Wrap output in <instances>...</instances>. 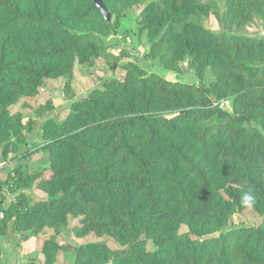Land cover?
<instances>
[{
	"label": "trees",
	"instance_id": "trees-1",
	"mask_svg": "<svg viewBox=\"0 0 264 264\" xmlns=\"http://www.w3.org/2000/svg\"><path fill=\"white\" fill-rule=\"evenodd\" d=\"M144 2L104 0L112 12ZM217 10L216 0L148 3L138 21L150 38L146 58L171 71L187 62L199 84L129 61L123 79L72 103L64 121L47 117L40 128L51 174L37 184L45 198L30 206L21 192L6 209L1 201L0 235H39L76 218L77 238L95 240L61 244L54 233L42 246L47 264L60 251L72 252L74 264H264V36L243 29L254 16L264 24V0H224ZM116 14L109 24L94 0H0V143L27 145L10 108L44 79L72 75L76 59H117L102 37L119 27L124 15ZM212 15L221 32L205 27ZM42 32L44 46L30 37ZM224 100L232 113L219 108ZM17 171L15 191L38 179ZM249 191L251 207L241 203ZM246 213L259 221L234 227Z\"/></svg>",
	"mask_w": 264,
	"mask_h": 264
},
{
	"label": "rangeland",
	"instance_id": "rangeland-1",
	"mask_svg": "<svg viewBox=\"0 0 264 264\" xmlns=\"http://www.w3.org/2000/svg\"><path fill=\"white\" fill-rule=\"evenodd\" d=\"M148 2L143 4L139 10H123L121 5L115 6V12H112L113 19L109 24H113L117 19L116 12L120 11L124 15L119 21V27L114 30L109 36H102L105 45L108 47V53L113 54L117 59H106L105 56L99 58H93L89 62L81 63L76 59L74 62L72 75L61 76L55 78L44 79L43 83L37 89V93L33 96H23L19 102L10 108L11 114L19 115L22 118V123L26 128L23 135L24 139L26 134L32 136V152H28L26 159H30V169L26 170V177L37 176V180H28L25 189H28L25 193L24 200L33 206L37 199L45 198V193L40 191L37 187L40 177H49L51 172L49 171V153L42 148L45 144L43 139V131L40 128L41 123L50 117L57 122H62L68 118L71 105L75 101L86 98L95 89H102L104 83L111 78L123 79L126 76V71L122 66L131 61L138 62V64L145 69L150 75L156 73L163 78L170 81H180L184 83H193L198 85L199 80L195 75L193 68L189 66L187 62L179 63L180 70L171 71L165 69L157 58H146V55L150 50V38L147 32H141L139 27V15L141 11L148 5V3L157 0H147ZM218 3V12H222L224 7V0H216ZM204 25L207 29L214 32H221L219 21L215 15L210 18L203 19ZM244 32L249 36H264V24L261 22L258 16H254L251 22L246 25ZM31 38H38L41 46L46 44L45 35L42 33H36L30 35ZM26 44L30 48L32 47L31 41L26 38ZM213 79V74L210 70L206 73L204 83L208 85ZM226 103L225 111L232 113L233 101L224 100ZM23 145L21 138L5 140L0 143V156L8 157L4 152V149H8V153H14L13 160H17L19 157L20 146ZM7 147V148H5ZM2 156V157H3ZM25 159V160H26ZM20 160V159H19ZM38 196V197H37ZM4 213V212H3ZM1 219V218H0ZM259 221L251 213L246 215H237L232 220L234 227L251 226ZM12 224V222H11ZM10 224V225H11ZM78 225V219H69V224L60 228H47L43 233L39 235H33L31 232L23 231L26 236H33L35 238V254L31 255V261L34 258L37 260L38 256L43 257L42 264L46 263L45 255L42 253V246L44 239L48 238L54 233H57V240L61 244L80 245L82 242L89 240H95L93 234L87 239L77 238L75 227ZM16 230H13V232ZM6 235V234H5ZM0 235V236H5ZM103 240V239H97ZM109 243H114L110 238L106 237ZM39 264V263H38ZM52 264H74V255L69 251H60L56 260Z\"/></svg>",
	"mask_w": 264,
	"mask_h": 264
},
{
	"label": "crops",
	"instance_id": "crops-1",
	"mask_svg": "<svg viewBox=\"0 0 264 264\" xmlns=\"http://www.w3.org/2000/svg\"><path fill=\"white\" fill-rule=\"evenodd\" d=\"M31 138L30 134H26L24 140L27 145L23 143L20 146L17 160H13L15 156L12 152L6 154L8 155L7 158L3 155L0 156V159L5 163L0 175V196L2 198V206L5 209L18 202L17 195L19 193H27L29 191L24 187L15 191L13 185L9 184V177L11 174L13 175L15 169H18L17 173L20 172L24 175L26 170L30 169L31 161L26 159V156L28 152H32ZM7 192H10L11 197L6 196ZM34 241L35 238L33 236H26L23 231L13 232L12 229L5 236H0V264H42V256H38L37 260L35 258L34 261L30 260L32 258L31 255L37 251Z\"/></svg>",
	"mask_w": 264,
	"mask_h": 264
},
{
	"label": "water",
	"instance_id": "water-1",
	"mask_svg": "<svg viewBox=\"0 0 264 264\" xmlns=\"http://www.w3.org/2000/svg\"><path fill=\"white\" fill-rule=\"evenodd\" d=\"M94 6L100 11L102 16L108 23L112 21V13L107 9L104 0H94Z\"/></svg>",
	"mask_w": 264,
	"mask_h": 264
},
{
	"label": "clouds",
	"instance_id": "clouds-1",
	"mask_svg": "<svg viewBox=\"0 0 264 264\" xmlns=\"http://www.w3.org/2000/svg\"><path fill=\"white\" fill-rule=\"evenodd\" d=\"M255 199V195L251 191H249L243 194L241 198V203L244 206L251 207L254 204Z\"/></svg>",
	"mask_w": 264,
	"mask_h": 264
},
{
	"label": "built area",
	"instance_id": "built-area-1",
	"mask_svg": "<svg viewBox=\"0 0 264 264\" xmlns=\"http://www.w3.org/2000/svg\"><path fill=\"white\" fill-rule=\"evenodd\" d=\"M219 108L221 110H225L226 109V103L224 101H221L219 104H218ZM5 167V163L0 159V175H1V172L3 171ZM6 196L8 197H11V194L10 192H7ZM2 200L1 196H0V201ZM0 218H4V213H1L0 214Z\"/></svg>",
	"mask_w": 264,
	"mask_h": 264
}]
</instances>
